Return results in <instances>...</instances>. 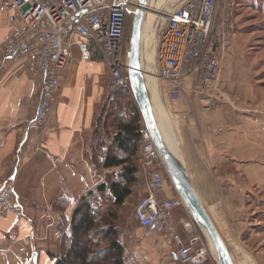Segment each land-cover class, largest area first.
Instances as JSON below:
<instances>
[{
  "label": "crops",
  "instance_id": "obj_1",
  "mask_svg": "<svg viewBox=\"0 0 264 264\" xmlns=\"http://www.w3.org/2000/svg\"><path fill=\"white\" fill-rule=\"evenodd\" d=\"M234 24L236 31L235 18ZM9 30L7 13L0 8V54ZM248 31L247 25L237 26L221 64L216 93L210 97L186 90L175 102L165 82L159 80L151 91L154 78L146 76L165 140L233 257L240 249L237 243L254 236L257 224L248 219L264 224V57L258 56L256 44L242 39ZM25 65L24 60L13 61L0 72V190L13 184L15 200L23 208L18 214L0 215V259L4 264H56L51 253L62 251V218L67 216L70 225L80 199L104 182L109 172L94 164L89 140L111 76L97 46L93 45L88 61L74 47L47 131L25 133L42 93L40 79ZM142 188L145 192V183ZM165 189L169 196L178 194L167 180ZM175 215L182 242L187 243L190 233L185 224L191 221L195 229L201 228L186 206ZM138 224L140 228L127 240L125 264H186L175 241Z\"/></svg>",
  "mask_w": 264,
  "mask_h": 264
},
{
  "label": "built area",
  "instance_id": "obj_2",
  "mask_svg": "<svg viewBox=\"0 0 264 264\" xmlns=\"http://www.w3.org/2000/svg\"><path fill=\"white\" fill-rule=\"evenodd\" d=\"M138 1L0 0L10 24L0 54V72L8 63L24 60L27 71L41 81V97L24 126L25 133L47 131L49 113L76 46L86 61L93 56V45L101 50L111 76L109 98L120 90L132 92L125 73L126 29ZM221 10L224 13L219 17ZM233 16L231 0H183L164 10L166 29L158 47L155 75L168 85L172 101H179L186 90L200 98L216 93L221 64L235 34ZM140 131L139 157L146 191L134 207L133 217L147 231L175 241L183 263L205 264L213 255L205 239L210 241L189 221L185 228L190 237L187 243L182 242L175 212L185 202L179 194H167V172L144 121ZM22 211L15 200L14 185L5 184L0 190V215Z\"/></svg>",
  "mask_w": 264,
  "mask_h": 264
},
{
  "label": "trees",
  "instance_id": "obj_3",
  "mask_svg": "<svg viewBox=\"0 0 264 264\" xmlns=\"http://www.w3.org/2000/svg\"><path fill=\"white\" fill-rule=\"evenodd\" d=\"M236 2L237 6L247 4L264 12V0ZM126 95L127 90H120L114 101ZM116 104L106 121L114 129L111 142L105 146L106 142L97 136L91 144L94 164L109 172L104 182L80 199L70 225L67 216L62 218V251L58 255L51 253L56 264H125V247L119 240L118 209L135 193L134 185L142 175L139 152L143 118L134 100H128L122 112L120 104ZM98 125L97 119L95 128Z\"/></svg>",
  "mask_w": 264,
  "mask_h": 264
},
{
  "label": "rangeland",
  "instance_id": "obj_4",
  "mask_svg": "<svg viewBox=\"0 0 264 264\" xmlns=\"http://www.w3.org/2000/svg\"><path fill=\"white\" fill-rule=\"evenodd\" d=\"M183 0H149V7L151 6V9H147V11H151V13L145 15L144 22L147 25L146 33L144 37V44L142 46V61L145 64V66L151 69L152 73L151 75L155 76L154 80L149 84L151 91L152 87L157 88L159 84V79L156 77V60L158 55V47L160 45V41L163 35L165 28L164 25V18L162 17V14H160L159 17L156 15V9L162 8V9H170L174 8L177 4L181 3ZM233 8H234V18L236 22V31L237 33V26L241 25H247L248 26V33H244L242 35V39L245 42H251V44H256V50L255 52L258 53L259 57H264V12H259L258 10L252 8L250 5H243V6H237L236 0H231ZM247 3V2H246ZM237 6V7H236ZM239 10L240 13H237ZM155 12V13H154ZM133 19L134 14L131 15V17L128 20L127 23V29H126V48H125V59L128 62V50L130 45V38L132 34V28H133ZM234 34V36H235ZM144 36V33H143ZM233 38V37H232ZM153 40V41H152ZM255 42V43H253ZM251 46V45H250ZM252 48V47H251ZM257 56V55H256ZM254 63V60H251ZM256 66V64H254ZM251 66V70L253 69L252 73H254V70L256 69L255 66ZM261 69H264V66L261 67ZM125 73L127 72V68L125 70ZM115 98V97H114ZM114 98H109L107 95L105 98V101L103 105L101 106L99 117H98V127H94L93 134L90 138V142L92 143L93 140H97V136L100 137V140H104L106 142L105 146H108L112 139V133L113 132V126L109 125L107 119L111 118V116H108V114L116 108L117 104L119 103L121 107V112L125 111L126 103L128 100H134V95L132 92L128 91V95L126 97H121L117 101H114ZM136 102V101H135ZM119 106V105H118ZM167 121V120H166ZM165 125V124H164ZM99 129L98 135H96L97 130ZM93 139V140H92ZM97 142V141H96ZM107 176V175H106ZM166 180L168 183H170L173 187L174 184L172 183L170 177L168 174H166ZM136 188L134 189V194L127 199L124 205H122L118 209V227H119V240L122 244H124V247L126 249L127 240L130 238V235L133 232H136L138 228H140L138 222L133 217V210L136 206L139 199L145 194L143 191V185H144V179L142 180L141 177L138 178V182H136ZM263 214V213H262ZM252 216V215H251ZM256 218L252 219L251 217L248 219V222H252L253 225L257 224L255 228H253L254 236L247 238V240H242L237 243L239 246V250L236 252V256L233 257L236 264H264V224L256 223ZM98 225H104L103 223H98ZM202 230V229H201ZM140 232L144 233V230H139ZM203 231V230H202ZM204 233V232H203ZM205 242L209 244L212 248V245L210 242H208L205 239ZM104 245V244H103ZM213 255L208 259L207 262H210V264H220L217 258V255L214 253L212 249ZM126 260V257H125ZM206 262V263H207ZM0 264L2 263V260L0 259Z\"/></svg>",
  "mask_w": 264,
  "mask_h": 264
},
{
  "label": "water",
  "instance_id": "obj_5",
  "mask_svg": "<svg viewBox=\"0 0 264 264\" xmlns=\"http://www.w3.org/2000/svg\"><path fill=\"white\" fill-rule=\"evenodd\" d=\"M148 2L149 0L138 1L137 8L134 12L133 28L127 55V72L135 101L141 111L144 124L159 150L168 176L174 184L177 193L183 198L185 206L194 220L203 232L205 230L208 233L219 263L236 264L227 243L218 231L210 214L195 190L184 166L167 145L162 130L158 125L149 88L147 86L145 71L142 67V24L148 8Z\"/></svg>",
  "mask_w": 264,
  "mask_h": 264
},
{
  "label": "bare ground",
  "instance_id": "obj_6",
  "mask_svg": "<svg viewBox=\"0 0 264 264\" xmlns=\"http://www.w3.org/2000/svg\"><path fill=\"white\" fill-rule=\"evenodd\" d=\"M149 2H148V8L147 9H150L152 12H153V10L151 9V6L149 7ZM164 10L165 9H162V8H159V9H156V16L157 17H159L160 16V14H162L163 12H164ZM151 11H147L146 10V14L145 15H147V14H149V13H151ZM155 13V12H154ZM160 13V14H159ZM145 18V17H144ZM147 25L148 24H145V22H144V20H143V24H142V39H141V48H142V46H143V44H144V37H145V33H146V28H147ZM143 33H144V36H143ZM153 41V40H152ZM142 67H143V70H145V69H147V71L149 72V74H146L145 76H148V78H149V80H151V79H153V78H155V76H153V75H151V74H153L152 73V71H151V69L148 67H146L145 66V64L143 63V61H142ZM148 86V85H147ZM154 108V107H153ZM154 113H155V111H154ZM155 116H156V114H155ZM157 118V117H156ZM157 122H158V120H157ZM158 125H159V122H158ZM160 127V126H159ZM161 129V128H160ZM165 138V137H164ZM167 143V142H166ZM168 145V144H167ZM204 232H205V234L208 236V238H209V240H210V242H211V245H212V247H213V250H214V252H215V249H214V246H213V244H212V241H211V239H210V237H209V235H208V233L204 230ZM215 254H216V252H215Z\"/></svg>",
  "mask_w": 264,
  "mask_h": 264
}]
</instances>
